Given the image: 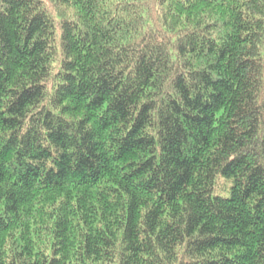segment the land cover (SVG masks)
Returning a JSON list of instances; mask_svg holds the SVG:
<instances>
[{"label":"trees","instance_id":"1","mask_svg":"<svg viewBox=\"0 0 264 264\" xmlns=\"http://www.w3.org/2000/svg\"><path fill=\"white\" fill-rule=\"evenodd\" d=\"M0 264H264V0H0Z\"/></svg>","mask_w":264,"mask_h":264},{"label":"rangeland","instance_id":"2","mask_svg":"<svg viewBox=\"0 0 264 264\" xmlns=\"http://www.w3.org/2000/svg\"><path fill=\"white\" fill-rule=\"evenodd\" d=\"M216 192L223 195V196L226 195V192L223 190H220V189H217Z\"/></svg>","mask_w":264,"mask_h":264}]
</instances>
